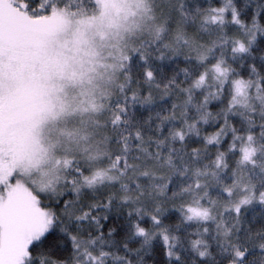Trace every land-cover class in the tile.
<instances>
[{
    "label": "snow or ice",
    "instance_id": "obj_1",
    "mask_svg": "<svg viewBox=\"0 0 264 264\" xmlns=\"http://www.w3.org/2000/svg\"><path fill=\"white\" fill-rule=\"evenodd\" d=\"M0 264H264V0H0Z\"/></svg>",
    "mask_w": 264,
    "mask_h": 264
},
{
    "label": "rangeland",
    "instance_id": "obj_2",
    "mask_svg": "<svg viewBox=\"0 0 264 264\" xmlns=\"http://www.w3.org/2000/svg\"><path fill=\"white\" fill-rule=\"evenodd\" d=\"M33 175L35 176L36 179H47V176H42L40 172H34Z\"/></svg>",
    "mask_w": 264,
    "mask_h": 264
}]
</instances>
